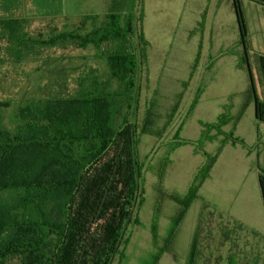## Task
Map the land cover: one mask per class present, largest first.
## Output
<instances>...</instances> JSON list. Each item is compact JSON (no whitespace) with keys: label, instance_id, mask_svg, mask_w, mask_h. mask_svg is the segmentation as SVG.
<instances>
[{"label":"rangeland","instance_id":"1","mask_svg":"<svg viewBox=\"0 0 264 264\" xmlns=\"http://www.w3.org/2000/svg\"><path fill=\"white\" fill-rule=\"evenodd\" d=\"M34 1L40 4L48 0ZM134 1L136 4L124 7L121 27L127 32L128 11L138 15L142 11L141 27L147 44L141 49L146 59L140 66L139 78L134 80L139 98L137 89L131 101L116 98L120 106L116 123H121L124 116L133 118L134 113L142 125L151 109L149 129L154 134L140 135L138 151L144 172L141 185L144 200L137 211L140 225L127 228L128 242L122 264H149L155 253L165 248L172 222L181 211V206L171 197L187 194L207 162L202 151L218 154V158L158 264H189L196 235L198 264H264V204L258 183L259 171L246 154L256 131L261 134L259 142L264 144V123L255 119V104L248 105L241 115L250 81L247 70L241 65L244 49L239 42L233 0ZM241 5L247 27L251 76L258 98L264 100L260 67V60L264 59V3L241 0ZM72 14L66 9L65 16ZM105 16L97 14L84 24H81L82 19L68 17L64 28L59 21L55 23L57 29L49 34L52 23L41 24L39 17L34 25V37L24 36L35 45L34 59L24 63L0 62V66L30 70L34 66L33 76H0V103L8 104L0 106L1 130L14 134L21 123L18 108L34 101L44 104L49 99L78 98L91 91L95 95L98 91L109 96L123 92L110 77L105 55L119 50L133 52L137 47L135 36L127 33L126 42L117 40L99 48L83 43L86 35L98 39L106 24ZM65 34L79 39L60 38ZM224 112L234 120L223 130L243 140L244 145L224 143L223 136L199 144L205 129L203 123H215ZM169 116L172 122L167 126ZM179 128L178 138L188 144L171 152ZM157 131H163V135L155 136ZM36 194L34 191L7 193L0 195V204L16 210L25 199ZM238 223L244 227H239ZM114 264L119 263L116 260Z\"/></svg>","mask_w":264,"mask_h":264},{"label":"trees","instance_id":"2","mask_svg":"<svg viewBox=\"0 0 264 264\" xmlns=\"http://www.w3.org/2000/svg\"><path fill=\"white\" fill-rule=\"evenodd\" d=\"M249 1L264 3V0ZM133 4H136L134 0H108L106 24L100 38L95 39L93 35L83 38L86 46L99 48L117 40L126 42L127 33L135 36L137 47L133 52L119 50L105 55L110 77L123 92L109 96L98 91L95 95L91 91L78 98L49 99L44 104L34 101L18 108L21 123L14 134L0 129V195L37 192L36 197L25 199L16 210L0 204V264H114L116 260L122 264L128 242L127 228L140 225L137 211L144 200L141 186L144 172L138 151L140 135L154 134L149 129L151 109L142 125L134 113L133 118L124 116L121 123H116L120 109L116 98L132 100L138 88H134V80L139 78L146 59L141 49L147 44L141 27L142 11L139 15L128 11L127 32L121 27L124 7ZM233 9L239 42L244 49L241 65L247 70L250 81L248 100L241 115L253 103L256 119L264 123V100L258 98L248 62L247 27L241 0H233ZM60 38L79 39L71 34ZM260 62L264 79V59ZM136 92L139 98V89ZM7 105L0 103V106ZM177 109L178 106L175 111ZM130 110L133 109L130 107ZM233 120L224 112L215 123H203L205 129L198 143L212 142L223 136L224 143L244 145L243 140L223 130ZM239 120L240 117L236 121ZM170 122L172 119L167 126ZM180 130L174 137L171 152L188 144L178 138ZM163 131L155 132V136L161 137ZM201 153L207 162L184 197H171L181 206V211L172 222L165 248H160L149 264H158L197 200L198 190L211 175L218 154ZM259 184L264 200V168L260 169ZM156 226L155 222V235ZM238 226L244 227L241 223ZM199 262L196 235L189 264Z\"/></svg>","mask_w":264,"mask_h":264},{"label":"crops","instance_id":"3","mask_svg":"<svg viewBox=\"0 0 264 264\" xmlns=\"http://www.w3.org/2000/svg\"><path fill=\"white\" fill-rule=\"evenodd\" d=\"M66 9H69L70 12L73 13L72 16H65ZM107 12L108 0H48L40 4H36L34 0H0V62L20 61L24 63V61L34 59L35 45L32 40L29 43L25 37L29 35L34 37V25L36 22H39V17L42 18V21H40L41 24H47L48 26V24L51 25L52 23L53 28L52 30H48L49 34L50 31L52 32L57 29L55 23L58 24L59 21L64 28V21L68 17H74L73 19L76 18L80 21L82 19L81 24H84L85 20H90L93 16H97V14H107ZM200 51L198 53L199 55ZM3 55H5L6 58H2L1 56ZM33 69L30 70L28 67L16 68L10 65H3L0 66V76L27 77L29 74L33 76ZM246 100H248V97ZM251 104L253 103L249 105ZM256 121L258 120L256 119ZM256 132V135L254 134L255 136L252 137L253 142L249 152L246 151V154L250 158L255 169L259 171V183L260 169L264 168V144L259 142L261 137L260 132ZM260 194L264 204L261 187Z\"/></svg>","mask_w":264,"mask_h":264}]
</instances>
